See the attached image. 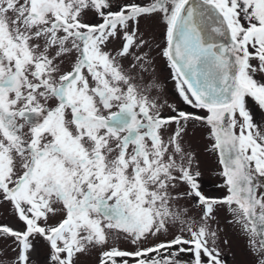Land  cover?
Segmentation results:
<instances>
[{
  "label": "snow or ice",
  "instance_id": "1",
  "mask_svg": "<svg viewBox=\"0 0 264 264\" xmlns=\"http://www.w3.org/2000/svg\"><path fill=\"white\" fill-rule=\"evenodd\" d=\"M229 228L264 264V0H0V264H225Z\"/></svg>",
  "mask_w": 264,
  "mask_h": 264
},
{
  "label": "rangeland",
  "instance_id": "2",
  "mask_svg": "<svg viewBox=\"0 0 264 264\" xmlns=\"http://www.w3.org/2000/svg\"><path fill=\"white\" fill-rule=\"evenodd\" d=\"M166 74L167 73L162 70V78ZM207 144L208 141L197 132L194 137V146L197 149L200 166L204 173L203 187L206 192L218 195L219 193L216 191L215 185L217 183L216 171L218 170L219 165L216 157L206 151ZM226 236L230 241V246H222V254L225 264H251L253 258L246 252L244 239L234 233L230 228L226 230ZM9 255H11V253H9ZM43 258L44 256L41 252L37 259L42 261ZM88 264H95L94 259L88 261Z\"/></svg>",
  "mask_w": 264,
  "mask_h": 264
}]
</instances>
